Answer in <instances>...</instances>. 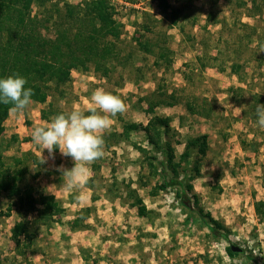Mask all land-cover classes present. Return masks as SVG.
<instances>
[{
    "label": "rangeland",
    "instance_id": "obj_1",
    "mask_svg": "<svg viewBox=\"0 0 264 264\" xmlns=\"http://www.w3.org/2000/svg\"><path fill=\"white\" fill-rule=\"evenodd\" d=\"M213 1L169 0L179 11L172 25L157 0H111L121 35L115 42L116 59L104 63L107 75L94 72L92 65L86 72L74 70L66 85H51L46 104L32 102L12 113L13 121L5 123L0 136V162L11 166L15 157L37 158L38 168L29 161L27 181L35 196H54L65 214L41 226L35 222L36 211L28 213L25 225L36 235L21 257L11 229L23 217L14 201L1 194L2 264H264V129L255 111L257 104H264V0H255L253 7L251 0H218L216 5ZM64 2L76 7L85 0ZM51 4L45 9L32 6L31 17H41ZM138 40L149 44L152 53L142 52ZM160 50L167 52L169 62L157 59ZM101 87L126 104L127 111L118 114L124 122L145 125L148 103L160 102L154 112L170 119L179 143L172 144L177 158L188 139L207 137L204 157L199 159L191 150L189 164L180 169L181 176L191 174L199 159L200 176L191 183L196 206L191 199L190 210L181 207L172 189L151 197L159 179L148 176L142 156L130 143L115 139L109 140L110 148L104 146L103 158L89 166L85 185L64 189L58 169L70 170L72 158L62 156L58 148L52 155L42 152L31 138L32 130L51 122L52 116L46 122L41 119L42 110L61 114L79 108L86 114L93 106L92 92ZM187 103L209 117L187 111ZM110 118L113 123L104 134L121 133L118 117ZM15 132L18 139L12 142ZM130 140L147 147L141 131L132 133ZM36 169L40 174L34 180ZM128 186L143 200L150 212L147 217L130 207ZM199 210L225 228L220 234H226L227 241L210 235ZM75 219L83 222L72 230ZM230 245L242 249L239 256H227Z\"/></svg>",
    "mask_w": 264,
    "mask_h": 264
},
{
    "label": "trees",
    "instance_id": "obj_2",
    "mask_svg": "<svg viewBox=\"0 0 264 264\" xmlns=\"http://www.w3.org/2000/svg\"><path fill=\"white\" fill-rule=\"evenodd\" d=\"M53 1L0 0V79L15 75L25 78V89L31 88L33 92L31 101L39 105L46 104L51 85L55 87L66 85L74 70L86 72L92 65L94 72H102L105 77L108 71L105 70L104 63L113 58L116 59L115 42L121 35V27L114 18L115 10L111 0H85L83 4L76 7L64 0H55L56 2L51 4ZM157 1L160 12L168 15L170 24L176 25L179 11L171 8L169 0ZM60 3L62 8L59 7ZM217 3L218 0L212 2L213 5ZM255 3V0H251L252 7ZM48 4L51 5L45 14L41 17L38 15L31 17L32 6L45 9ZM242 5L246 6L245 3ZM211 16V12L208 13L207 17L211 18ZM142 29L149 31V28L144 25ZM138 47L148 54H151L153 50L149 44L141 40H138ZM156 57L159 61H170L167 52L162 50ZM170 98L173 100V96ZM160 104V102L148 103L145 114L149 118L145 125L124 122L117 114L118 120L122 123L121 133L103 134V139L107 148L111 147L109 144L111 139L130 143L132 148L142 156L148 176L160 180L150 191L151 197L172 189L175 190V197L180 206L190 210L191 199L194 206L198 204L197 196L192 194L191 183L200 176L199 159L205 155L207 137L198 136L188 139L184 151L177 158L172 144L179 143L175 141L176 132L170 126V119L157 116L154 112ZM12 107L11 103H0V136L5 131L4 123ZM186 109L199 116L209 117L207 112H203V109L200 112L193 103H187ZM58 114L60 113L52 111L46 113L42 110L41 119L48 121L51 116ZM139 131L144 133L147 147L131 142V134ZM15 141L16 138H12V142ZM191 150H196L200 158L192 167L191 174L185 173L181 176L180 169L183 163L189 164ZM29 161L36 168L39 167L37 158L29 159L28 156L12 158L11 166L0 162V195L4 194L7 199L14 201V207L23 217V220L11 229L16 254L21 257L30 249L36 235V232L25 225L24 217L28 213L36 211L35 222L41 226H49L59 221L57 219L65 214L64 207L54 196L42 192L34 195V188L27 181ZM92 169L95 171L97 168L92 166ZM39 174V170L36 169L31 176L32 179L35 180ZM139 185L145 186L141 182ZM127 190V198L132 200L130 207L136 209L139 217H147L150 212L143 200L130 186ZM260 205L263 204L260 203ZM88 211L85 209V212ZM257 211L260 213L259 209ZM198 214L203 226L208 229L212 237L228 240L226 234H220V231L225 233V228L210 214H203L202 210H199ZM82 220L75 219L71 224L72 230H76L79 222H83ZM230 246L225 248L227 256L229 258L239 256L240 253L232 252ZM247 260L250 259L247 258Z\"/></svg>",
    "mask_w": 264,
    "mask_h": 264
},
{
    "label": "clouds",
    "instance_id": "obj_3",
    "mask_svg": "<svg viewBox=\"0 0 264 264\" xmlns=\"http://www.w3.org/2000/svg\"><path fill=\"white\" fill-rule=\"evenodd\" d=\"M25 84L26 79L18 75L0 79V103H11L12 113L22 112L32 103V89H25ZM90 102L93 106L88 114L76 108L52 117L50 123L35 127L31 133L33 142L42 152L46 149L52 155L58 148L62 156L72 158L74 166L70 170L58 169L62 171L66 191L79 189L87 183L89 166L105 154L103 134L111 128L113 120L110 117L127 111L119 96L102 87L92 92ZM255 111L258 126L264 129V104H257ZM42 152L40 163L45 162Z\"/></svg>",
    "mask_w": 264,
    "mask_h": 264
},
{
    "label": "crops",
    "instance_id": "obj_4",
    "mask_svg": "<svg viewBox=\"0 0 264 264\" xmlns=\"http://www.w3.org/2000/svg\"><path fill=\"white\" fill-rule=\"evenodd\" d=\"M15 114V113H14ZM23 113H21V115H22ZM14 118H15V116H14ZM13 121V115H12V112L10 111L9 112V115H8V118L6 119V121H5V123H8V122H10V121ZM44 122H46V121H44ZM5 123H4V125H5ZM9 125H10V123H9ZM17 133V134H16ZM17 135H18V132H15V134L12 136V138H16V141H17V139H18V137H17ZM25 145V144H24Z\"/></svg>",
    "mask_w": 264,
    "mask_h": 264
},
{
    "label": "water",
    "instance_id": "obj_5",
    "mask_svg": "<svg viewBox=\"0 0 264 264\" xmlns=\"http://www.w3.org/2000/svg\"><path fill=\"white\" fill-rule=\"evenodd\" d=\"M230 249L234 253H241L242 252V249L240 247H238V246L231 245Z\"/></svg>",
    "mask_w": 264,
    "mask_h": 264
},
{
    "label": "built area",
    "instance_id": "obj_6",
    "mask_svg": "<svg viewBox=\"0 0 264 264\" xmlns=\"http://www.w3.org/2000/svg\"><path fill=\"white\" fill-rule=\"evenodd\" d=\"M83 1V0H82Z\"/></svg>",
    "mask_w": 264,
    "mask_h": 264
}]
</instances>
